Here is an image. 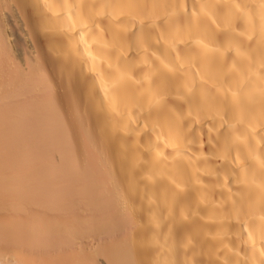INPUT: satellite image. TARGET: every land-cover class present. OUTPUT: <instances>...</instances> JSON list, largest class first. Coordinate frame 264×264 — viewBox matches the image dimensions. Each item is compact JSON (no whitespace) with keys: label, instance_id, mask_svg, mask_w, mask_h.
<instances>
[{"label":"bare ground","instance_id":"obj_1","mask_svg":"<svg viewBox=\"0 0 264 264\" xmlns=\"http://www.w3.org/2000/svg\"><path fill=\"white\" fill-rule=\"evenodd\" d=\"M264 264V0H0V264Z\"/></svg>","mask_w":264,"mask_h":264},{"label":"rangeland","instance_id":"obj_2","mask_svg":"<svg viewBox=\"0 0 264 264\" xmlns=\"http://www.w3.org/2000/svg\"><path fill=\"white\" fill-rule=\"evenodd\" d=\"M27 264V263H26Z\"/></svg>","mask_w":264,"mask_h":264}]
</instances>
